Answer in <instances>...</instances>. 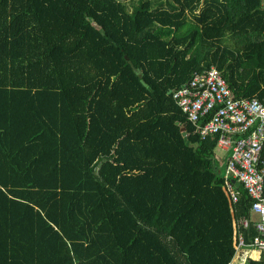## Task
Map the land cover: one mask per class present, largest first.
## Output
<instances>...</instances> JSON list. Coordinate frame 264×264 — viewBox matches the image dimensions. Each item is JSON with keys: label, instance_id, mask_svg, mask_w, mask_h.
Returning <instances> with one entry per match:
<instances>
[{"label": "trees", "instance_id": "obj_1", "mask_svg": "<svg viewBox=\"0 0 264 264\" xmlns=\"http://www.w3.org/2000/svg\"><path fill=\"white\" fill-rule=\"evenodd\" d=\"M211 65L264 103V0H0V264H229L217 137L170 93Z\"/></svg>", "mask_w": 264, "mask_h": 264}, {"label": "built area", "instance_id": "obj_2", "mask_svg": "<svg viewBox=\"0 0 264 264\" xmlns=\"http://www.w3.org/2000/svg\"><path fill=\"white\" fill-rule=\"evenodd\" d=\"M170 93L201 140L217 137L215 150L224 159L222 166L216 164L222 168V190L233 219L234 256L229 264H243L249 252L264 253V103L235 99L214 65ZM236 183L251 200L248 216H235L233 206L241 197Z\"/></svg>", "mask_w": 264, "mask_h": 264}, {"label": "rangeland", "instance_id": "obj_3", "mask_svg": "<svg viewBox=\"0 0 264 264\" xmlns=\"http://www.w3.org/2000/svg\"><path fill=\"white\" fill-rule=\"evenodd\" d=\"M223 159H224V154L218 150H215L214 151V161L217 162L218 165L222 166L223 165V163H222ZM220 169H221L220 171L222 172V168H220ZM250 255L255 256V254H253V253H251ZM242 259H244V256L242 257Z\"/></svg>", "mask_w": 264, "mask_h": 264}, {"label": "crops", "instance_id": "obj_4", "mask_svg": "<svg viewBox=\"0 0 264 264\" xmlns=\"http://www.w3.org/2000/svg\"><path fill=\"white\" fill-rule=\"evenodd\" d=\"M240 188V187H239ZM251 253H253V254H255V256H251L250 254ZM258 255H259V253L258 252H249L248 253V256H247V259H249V258H252V259H256V258H258Z\"/></svg>", "mask_w": 264, "mask_h": 264}, {"label": "water", "instance_id": "obj_5", "mask_svg": "<svg viewBox=\"0 0 264 264\" xmlns=\"http://www.w3.org/2000/svg\"><path fill=\"white\" fill-rule=\"evenodd\" d=\"M183 137H185V132H182ZM236 187H239V183H236Z\"/></svg>", "mask_w": 264, "mask_h": 264}]
</instances>
